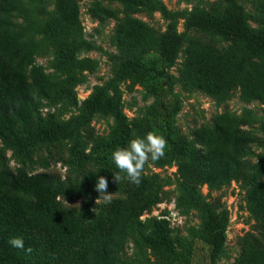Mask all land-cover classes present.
<instances>
[{
    "label": "trees",
    "instance_id": "trees-1",
    "mask_svg": "<svg viewBox=\"0 0 264 264\" xmlns=\"http://www.w3.org/2000/svg\"><path fill=\"white\" fill-rule=\"evenodd\" d=\"M56 1L67 16L60 36L51 45L69 48L81 38L77 11L67 9L66 0ZM119 1L129 13L141 4L138 0ZM249 1L255 29L246 26L243 8L235 0H218L209 11L189 15V27L231 43L218 47L199 39L189 42L179 68V81L186 90L223 102L238 89L242 101L264 105V0ZM99 11L115 21L113 41L121 56L118 79L143 80L150 73L144 58L152 52H157L168 67L175 64L178 41L158 36L153 28L127 13L120 17L117 9L100 5ZM36 28L37 21L25 0H0V143L6 148L26 149L32 136L51 142L73 134L72 129L58 123L46 130L34 127L43 102L57 99L82 81L74 74L54 80L35 63V55L46 47L44 41L34 39ZM72 66L87 69L93 62L75 60ZM152 93L157 94V90ZM85 109L89 113L109 112L116 119L112 152L127 143L130 128L117 98L99 88L86 100ZM252 142L239 117L227 112L215 114L210 125L194 130L189 144L176 147L182 188L189 192L206 185L219 190L245 178L244 158ZM166 162L161 158L155 166ZM0 178V264H118L129 242L148 247L163 264H215L223 250L228 223L225 213L210 209L193 242L180 249L173 245L165 220L153 218L147 226L142 225V212L162 200L165 183L159 175L142 174L139 186L128 180L113 183L110 191L118 197L104 204L97 231L90 218L93 200L85 201L79 214L55 207L59 198L66 197L69 186L59 174L13 173L0 152ZM245 200L256 231L238 237L240 255L234 264H264V186L250 187ZM13 237L23 238L25 249L32 251L13 248L9 244Z\"/></svg>",
    "mask_w": 264,
    "mask_h": 264
},
{
    "label": "rangeland",
    "instance_id": "rangeland-1",
    "mask_svg": "<svg viewBox=\"0 0 264 264\" xmlns=\"http://www.w3.org/2000/svg\"><path fill=\"white\" fill-rule=\"evenodd\" d=\"M25 1L37 21L34 39L46 44L45 49L35 55V63L54 80L74 74L82 77V81L70 92L53 101L43 102L34 117L35 129L46 130L52 123H58L72 129L73 134L69 138L51 142L32 136L31 145L26 149L6 148L0 143V152L9 170L13 173L21 170L27 174L46 171L59 174L69 186L66 197L59 198L55 207L79 214L83 203L93 200L90 218L94 219L93 229L97 231L96 222L107 203L101 198L96 204L100 195L94 190L97 177H106L109 181L108 192L113 193L110 191L113 173L119 172L111 158L112 144L117 134L116 119L109 112L89 113L85 109L86 100L97 89L104 88L109 96L117 98L129 125L127 143L135 137L143 138L149 131H156L167 140L163 157L167 162L160 167L152 161L145 165L143 175H159L165 185L161 189L164 194L160 192L162 200L143 211L139 217L142 225L147 226L153 218L165 220L173 245L180 249L193 242L210 209L225 213L228 217L226 238L215 264H234L240 255L238 237L256 231V223L246 210L245 198L253 185L264 186V105L242 101L238 89L228 100L218 102L202 92L186 90L179 81V68L191 40L199 39L218 47H227L231 43L218 35H210L187 25L190 14L209 11L218 0H138L140 8L130 13L119 0H66L67 9H76L81 29V38L69 48L51 45L53 39L60 36L67 16L66 11L59 9L57 1ZM235 2L243 8L246 26L255 29L250 1ZM100 5L119 10L120 17L127 13L153 28L158 36L178 41L179 53L175 64L168 67L157 52H152L144 58L150 73L143 80L133 82L118 79L116 73L121 56L113 41L115 21L104 18L99 11ZM81 59H90L93 66L74 69L72 62ZM154 89L157 94L152 93ZM224 112L239 117L242 128L253 137L244 158L246 177L232 181L219 190H210L203 185L188 192L182 188L177 175L176 147L189 144L195 129L210 125L215 114ZM119 174L126 176L123 172ZM126 181V178L121 179V182ZM116 197L118 195L113 193L112 199ZM75 204L80 207L70 206ZM118 264L163 263L148 247L129 242Z\"/></svg>",
    "mask_w": 264,
    "mask_h": 264
},
{
    "label": "clouds",
    "instance_id": "clouds-1",
    "mask_svg": "<svg viewBox=\"0 0 264 264\" xmlns=\"http://www.w3.org/2000/svg\"><path fill=\"white\" fill-rule=\"evenodd\" d=\"M167 146V140L162 134L156 131H149L143 138L135 137L125 147L116 148L111 154L112 161L119 172L125 173L126 176L121 177L119 172L113 173L112 182L118 184L121 179L126 178L130 183L139 186L145 165L149 161L156 162L163 158L166 154ZM108 184L109 181L106 177H97L94 190L100 195L96 200V204L101 201V198L105 202L111 201L113 193L108 192ZM65 202L67 203L66 200ZM70 206L80 207L79 204ZM9 244L13 248L24 249L29 253L32 251L30 247L25 249L23 238L13 237L9 240Z\"/></svg>",
    "mask_w": 264,
    "mask_h": 264
},
{
    "label": "built area",
    "instance_id": "built-area-1",
    "mask_svg": "<svg viewBox=\"0 0 264 264\" xmlns=\"http://www.w3.org/2000/svg\"><path fill=\"white\" fill-rule=\"evenodd\" d=\"M167 220V219H166Z\"/></svg>",
    "mask_w": 264,
    "mask_h": 264
}]
</instances>
